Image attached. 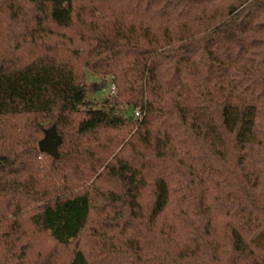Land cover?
<instances>
[{
  "label": "trees",
  "instance_id": "trees-1",
  "mask_svg": "<svg viewBox=\"0 0 264 264\" xmlns=\"http://www.w3.org/2000/svg\"><path fill=\"white\" fill-rule=\"evenodd\" d=\"M0 264H264V0H0Z\"/></svg>",
  "mask_w": 264,
  "mask_h": 264
},
{
  "label": "rangeland",
  "instance_id": "rangeland-1",
  "mask_svg": "<svg viewBox=\"0 0 264 264\" xmlns=\"http://www.w3.org/2000/svg\"><path fill=\"white\" fill-rule=\"evenodd\" d=\"M86 75V81H85V86L90 87L91 85L97 84V85H103V88H108L109 85L111 84V77L106 78L103 76H97V75H92L90 72L85 71ZM107 98V92L103 93L102 89L100 92H87L84 98V103L88 106L86 108H104L103 103L108 102L109 104L111 103L112 99L110 97L109 100ZM127 112V115H129L130 111L128 109L125 110Z\"/></svg>",
  "mask_w": 264,
  "mask_h": 264
},
{
  "label": "water",
  "instance_id": "water-1",
  "mask_svg": "<svg viewBox=\"0 0 264 264\" xmlns=\"http://www.w3.org/2000/svg\"><path fill=\"white\" fill-rule=\"evenodd\" d=\"M77 91H79V89ZM59 143L60 139L56 135L55 129L51 127L44 132L42 140L38 142V150L41 153L57 157V146Z\"/></svg>",
  "mask_w": 264,
  "mask_h": 264
},
{
  "label": "built area",
  "instance_id": "built-area-1",
  "mask_svg": "<svg viewBox=\"0 0 264 264\" xmlns=\"http://www.w3.org/2000/svg\"><path fill=\"white\" fill-rule=\"evenodd\" d=\"M102 92L103 93H106L107 92V98H106L107 100H109L110 97L113 98L116 95V90H115V87H114V85H113L112 82H111V84L109 85L108 88H106V89L105 88H102ZM134 117L136 119L141 120L142 114H141L140 110H135Z\"/></svg>",
  "mask_w": 264,
  "mask_h": 264
}]
</instances>
